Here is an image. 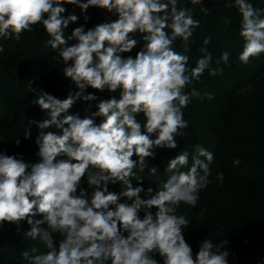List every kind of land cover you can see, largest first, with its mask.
<instances>
[{
    "label": "clouds",
    "instance_id": "obj_1",
    "mask_svg": "<svg viewBox=\"0 0 264 264\" xmlns=\"http://www.w3.org/2000/svg\"><path fill=\"white\" fill-rule=\"evenodd\" d=\"M188 2L203 5V0ZM65 4L78 7L85 22L90 8L117 18L87 29L80 25L66 36L78 17H65ZM225 7L240 14L238 59L246 65L264 54V8L250 0H225ZM36 25L51 37L47 44L64 65L63 77L78 91L59 99L30 88L36 93L30 103L47 116L30 122L40 130L39 160L30 164L0 151V227L26 222L24 239H39L47 249L38 253L33 247L22 257L28 264H229V252L221 250L226 240L214 244L206 238L194 253L184 234L190 221L178 214L181 204L196 207L200 192L212 183L211 151L195 145L191 163L187 150L170 158L164 169L169 175L155 191L145 189L137 175L146 168L149 175L158 173L146 162L155 149L178 147L176 138L188 128L183 110L200 96L195 88L186 91L189 86L206 70L212 76L223 71L211 67V37L204 38L203 55L189 66L187 53L200 27L191 8L178 7V0H0V38L19 41ZM177 40L182 52L175 48ZM138 45L134 57L123 55ZM229 56L221 53L216 64H227ZM88 88L119 95L99 98L86 94ZM204 96L213 99L210 92ZM77 101H96L95 110L89 103L85 115L69 114ZM30 137L27 128L24 138ZM216 179L222 184L223 173Z\"/></svg>",
    "mask_w": 264,
    "mask_h": 264
},
{
    "label": "trees",
    "instance_id": "obj_2",
    "mask_svg": "<svg viewBox=\"0 0 264 264\" xmlns=\"http://www.w3.org/2000/svg\"><path fill=\"white\" fill-rule=\"evenodd\" d=\"M250 2L257 8H264V0H250ZM64 7L66 8V12L63 14L65 17L70 14H75L78 17L76 23H70L65 29L68 35L80 25H84L87 29L117 18L104 10L90 8L86 14L89 19L85 22L84 14L78 7L68 4H65ZM178 7H190L193 17L200 21V27L195 31L190 43V51L187 53L190 57L189 66L194 67L196 60L203 55L199 52V48L202 46L204 38L211 37V42L207 46L212 53L211 67L222 68L223 71L212 76L206 70L200 80L195 81L186 90L190 92L192 88H195L200 96L192 97L191 102L183 110L184 119L188 121V128L183 130L185 134L182 137L176 138L178 147L176 149H155L154 158H147L146 161L149 168L155 166L158 170L155 183L153 184L150 179H147L148 168L144 172L137 169V175L143 177L145 189L152 187L154 191L158 190L169 175L164 169L170 158L184 150L193 149L195 145L204 143L206 135L221 131L219 135L215 134L219 139L214 146V161L211 165L213 172L210 177L212 183L207 189L200 192V200L196 207L181 204L178 214L185 215L190 221L184 234L194 253L197 252L198 244L206 238L212 240L214 244L228 241L222 249L240 252L246 250L243 252L253 253L256 249H253L252 246L264 232V97L260 95L254 100L251 99L253 106L258 105V108L252 110L247 116L250 107L245 103L236 105L240 101V97L237 98L239 93L231 85H227L229 83H227L226 74L229 70L236 68L233 65H245L238 59L243 45V40L239 36L241 17L236 8L225 7V0H203V5H191L188 0H178ZM201 7L208 8V13H203ZM226 20L230 23L226 24ZM33 37L34 35L25 37L22 42L7 46V48L3 47V39L0 38V45L3 47V51L0 52V120L13 118L15 121L17 119L29 121L27 128H30L32 138L37 136L40 130L36 123L30 126V122L41 121L47 116L38 106L30 103L36 93L29 89L34 88L37 91L43 89L59 99L66 98L70 92L78 91L70 79L63 77V63L53 66V59L60 60V58L57 56L56 50L51 49L47 44L51 37L43 28L37 37ZM135 38L140 40V34H136ZM139 47L140 45L131 53L123 55L134 57ZM175 48L177 51H183L180 40L175 42ZM38 49H41L39 54ZM225 51L230 53L228 63L216 64L221 53ZM46 55L51 57H47V59ZM258 57L263 60L264 54ZM253 59L257 60V57L251 59V64L260 65V60L257 62L252 61ZM11 63L14 67H10ZM52 68L53 70L48 76V72ZM257 72L264 73V67ZM259 73L251 75L248 82H259L257 80ZM39 76L41 77L39 78ZM208 92L214 96L218 95V98L223 101L214 103L219 100H214V97L208 100L204 96V93ZM87 93H93L97 97L105 99L110 95H119L118 92L110 94L107 91L97 92L92 88H88ZM89 103L92 106L91 110L94 111L96 101H77L69 114L79 112L81 116L85 115L84 109L88 107ZM10 104L11 107H9ZM5 105L8 106V109H4ZM259 108H261V112ZM6 112H10L9 117L5 114ZM252 118L253 120L250 122ZM138 119L143 121V116H139ZM2 127L6 129V124ZM212 127L218 129L211 132ZM49 130L59 131L54 128ZM4 148L7 150V154L15 155L12 151L13 147L9 146V143L6 142ZM133 158L136 159V157ZM235 159H239V165H234ZM218 172H222L224 175L222 184L216 179ZM133 183L135 184L137 181L134 179ZM244 225L249 226L245 235L242 234ZM42 227L47 228V225H42ZM24 231L26 230L22 229L20 234H14L13 238L6 242L22 241ZM5 256L7 261H11L14 257L13 254ZM156 258L159 259L158 256Z\"/></svg>",
    "mask_w": 264,
    "mask_h": 264
},
{
    "label": "rangeland",
    "instance_id": "obj_3",
    "mask_svg": "<svg viewBox=\"0 0 264 264\" xmlns=\"http://www.w3.org/2000/svg\"><path fill=\"white\" fill-rule=\"evenodd\" d=\"M42 28H43L42 26L36 25L32 32L24 33L19 41H16L14 39L10 40L7 38H2L3 39L2 44L4 45L3 47L7 48V46L18 44L19 42H22L23 38H25V37H29V36L34 35L33 38H35L38 36V34ZM65 34H66V36L68 35L66 30H65ZM40 51H41V49H38V54ZM45 57L49 58L51 56L46 55ZM258 60H260L259 57H257V60L253 59L252 61L259 62ZM58 63H62V61L57 60V59H53V64H54L53 66H56ZM259 63H260V65H258V64L254 65V64H251V62H250V63L243 65V66L241 64H238V65L234 64L233 66L236 68L234 70H231V71L229 70L228 74H226L227 75L226 77H228L227 83H229L227 85L228 86L231 85V87L235 91H237V93H239L237 98L240 97V99H239L240 101H238L236 103V105H239L240 103H245L248 107H250V109L247 112V116L252 112V110H255L256 108H258V105L253 106L254 104L251 102V99L254 100L255 97L257 98L260 95H261V97H264V73L257 72L258 70L261 71V69L264 67V59L260 60ZM10 67H14L13 64L10 65ZM242 67H243V69H242ZM52 70H53V68L50 69V71L48 72V76L50 75ZM254 73H259V77L257 79L259 82L254 83V81H253V82L249 83L248 82L249 78ZM40 77L41 76H39V78ZM232 79L234 80V82H231V81H233ZM220 83H222V82H220ZM222 85H223V83H222ZM228 86H226V87H228ZM213 97H214V100L219 99L218 101H216L214 103H218L219 101L221 103L223 101L222 99L218 98V95H215V96L213 95ZM9 107H11V104ZM4 109H8V106L5 105ZM259 109L261 112V108H259ZM17 110H20V109L17 108ZM5 114L7 115V117H9L10 112H8V113L6 112ZM252 120H253V118L250 120V122H252ZM31 122H33V121H31ZM5 124H6V129H4L2 127L3 125L5 126ZM33 124L34 123H30V126ZM27 125H29V121H25L23 119H17L16 121L13 118H11L10 120H0V151H6L7 152V150H5V148H4V146L7 142V143H9V146L13 147L12 151L15 153V155L18 158H22L25 162L31 164V163H35L39 160V157L37 155H35L37 153L36 151L38 150V147L35 144V140H36V137L38 135L34 136L33 138L30 137L28 139H25L24 135H25L26 129L28 127ZM234 125H236V122H234ZM216 129H218V128L212 127L211 132L212 131L214 132V130H216ZM216 133L219 135V133H221V131H219V132L217 131ZM216 133L214 132L213 134L206 135L204 137L206 139V141L204 143L200 144V146L208 149L213 154L215 153L214 146H215V144L218 143V139H219V137L217 135H215ZM16 139L20 140V144L18 146L15 143ZM194 150H195V147L193 149L187 150L190 154L189 155L190 163H191V156L194 154ZM155 177H156V175L152 176V175H149V173H148L147 179H150V181L154 184L155 183ZM83 186L87 187V184L85 183ZM110 190L118 192L120 190V186L119 185H116V186L110 185ZM154 211L155 210L153 209V212ZM142 215H143V213H141V216ZM39 218L40 217H37V219H39ZM248 225H250V224L248 223ZM248 225H246V226L244 225V230L242 233L243 235L246 234L247 229L249 227ZM22 229L27 231L29 229V225L26 222H22L20 225L5 223L2 227H0V264H28V261L25 260L21 255V253L23 251H30L33 247L38 249V253H42V252H45L47 250L46 247L44 246L43 242H41L39 239L31 240V239L22 238V241H20V242L19 241L16 243H12V242L7 243L6 242L9 239L13 238L12 236L14 234H20ZM258 233H260V230H258ZM258 238L256 240V243L252 246L253 249H256L255 252H253L255 254L249 253V252H243L246 250H243L240 252L238 250L221 249L222 251L227 250L229 252V257H228L229 264H264V232L262 234H260V236ZM199 245H200V243L198 244V246L196 248L197 251L199 250ZM21 248H23V249L21 250ZM251 252H252V250H251ZM6 254H13L14 255V257L12 258L11 261L6 260V258H5Z\"/></svg>",
    "mask_w": 264,
    "mask_h": 264
}]
</instances>
